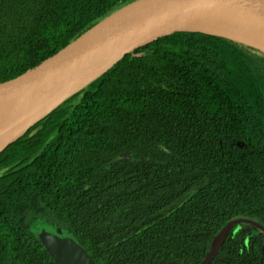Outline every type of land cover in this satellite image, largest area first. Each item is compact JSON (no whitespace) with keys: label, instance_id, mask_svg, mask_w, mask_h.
<instances>
[{"label":"trees","instance_id":"trees-1","mask_svg":"<svg viewBox=\"0 0 264 264\" xmlns=\"http://www.w3.org/2000/svg\"><path fill=\"white\" fill-rule=\"evenodd\" d=\"M132 1L0 0V81ZM35 219L96 264H203L233 221L205 264H264V50L180 31L75 91L0 152V264H56Z\"/></svg>","mask_w":264,"mask_h":264},{"label":"water","instance_id":"water-1","mask_svg":"<svg viewBox=\"0 0 264 264\" xmlns=\"http://www.w3.org/2000/svg\"><path fill=\"white\" fill-rule=\"evenodd\" d=\"M180 31L264 39V0H134L118 8L38 64L0 81V122L21 112L20 121L0 140V152L126 54ZM232 223L219 232L203 264ZM39 237L56 264H96L72 237Z\"/></svg>","mask_w":264,"mask_h":264},{"label":"bare ground","instance_id":"bare-ground-1","mask_svg":"<svg viewBox=\"0 0 264 264\" xmlns=\"http://www.w3.org/2000/svg\"><path fill=\"white\" fill-rule=\"evenodd\" d=\"M211 34H220L225 35L227 37H230L232 39L244 41L247 43L255 44L264 49V39L258 38V37H250V36H242L238 34L233 33H227V32H211ZM21 112H18L9 118H6L5 120L0 122V140L4 137L5 133L17 125V123L20 121ZM29 120V119H28Z\"/></svg>","mask_w":264,"mask_h":264},{"label":"rangeland","instance_id":"rangeland-1","mask_svg":"<svg viewBox=\"0 0 264 264\" xmlns=\"http://www.w3.org/2000/svg\"><path fill=\"white\" fill-rule=\"evenodd\" d=\"M209 43L220 48L223 49L224 48V42L223 40L219 39L218 37L212 36L209 37L208 39ZM256 46V45H255ZM29 229L34 233V234H38V235H42L45 233H49V234H55L58 235L55 229L50 228L49 226H47L46 224H44V222H42L39 219H35L34 221L32 220L29 224ZM229 227V225L226 227V229ZM53 231V232H50ZM55 231V232H54ZM225 231H223L224 233ZM258 231L254 230L253 233L256 234ZM222 233V234H223ZM60 237H64L61 234L58 235Z\"/></svg>","mask_w":264,"mask_h":264},{"label":"flooded vegetation","instance_id":"flooded-vegetation-1","mask_svg":"<svg viewBox=\"0 0 264 264\" xmlns=\"http://www.w3.org/2000/svg\"><path fill=\"white\" fill-rule=\"evenodd\" d=\"M245 220H247L246 218H239V219H237L236 221H240V222H244ZM249 221H251V222H255L254 220H249ZM261 229H263L264 230V228H261ZM257 231H259V229H257ZM252 233H253V231H252ZM258 233V232H257ZM256 233V234H257ZM254 234V233H253Z\"/></svg>","mask_w":264,"mask_h":264}]
</instances>
